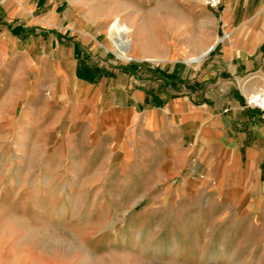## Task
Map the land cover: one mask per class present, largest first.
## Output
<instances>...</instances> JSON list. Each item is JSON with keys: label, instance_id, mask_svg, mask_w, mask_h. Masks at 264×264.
Instances as JSON below:
<instances>
[{"label": "crops", "instance_id": "0c3cea01", "mask_svg": "<svg viewBox=\"0 0 264 264\" xmlns=\"http://www.w3.org/2000/svg\"><path fill=\"white\" fill-rule=\"evenodd\" d=\"M88 2L0 0V52L15 60L48 129L106 162L136 165L160 194L201 197L218 218L264 222V115L244 103L264 87V0L222 1L211 10L222 21L213 43L164 57L149 53L154 16L136 25L115 15L127 25L128 62L110 55L109 15Z\"/></svg>", "mask_w": 264, "mask_h": 264}, {"label": "rangeland", "instance_id": "374dc122", "mask_svg": "<svg viewBox=\"0 0 264 264\" xmlns=\"http://www.w3.org/2000/svg\"><path fill=\"white\" fill-rule=\"evenodd\" d=\"M91 1L109 15L106 46L118 61L130 60L113 45L111 32L127 27L115 15L136 25L154 16L156 57L198 53L222 31L204 0ZM136 42L148 44L145 35ZM17 70L0 52V264H264V222L218 218L201 197L160 194L136 165L63 140L24 97Z\"/></svg>", "mask_w": 264, "mask_h": 264}, {"label": "built area", "instance_id": "2783aa9c", "mask_svg": "<svg viewBox=\"0 0 264 264\" xmlns=\"http://www.w3.org/2000/svg\"><path fill=\"white\" fill-rule=\"evenodd\" d=\"M207 7L215 9L218 8L222 0H204ZM128 60H131L129 58ZM244 103L247 107L255 108L264 115V87H258L244 94Z\"/></svg>", "mask_w": 264, "mask_h": 264}, {"label": "bare ground", "instance_id": "6f19581e", "mask_svg": "<svg viewBox=\"0 0 264 264\" xmlns=\"http://www.w3.org/2000/svg\"><path fill=\"white\" fill-rule=\"evenodd\" d=\"M111 35H112V38L114 39L113 40V42H114L113 45L119 52V53H117L118 56L124 57V58H126V60L131 58L130 56H125L124 55L125 53H128L127 48L129 46V39L127 37L126 32L123 29L122 30H118V31L114 30L113 32H111Z\"/></svg>", "mask_w": 264, "mask_h": 264}]
</instances>
